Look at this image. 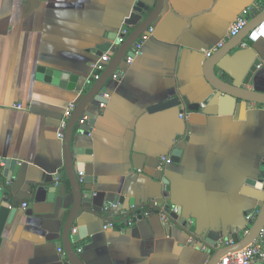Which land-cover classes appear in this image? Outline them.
I'll return each mask as SVG.
<instances>
[{"label":"crops","instance_id":"obj_1","mask_svg":"<svg viewBox=\"0 0 264 264\" xmlns=\"http://www.w3.org/2000/svg\"><path fill=\"white\" fill-rule=\"evenodd\" d=\"M137 1L0 0V159L19 165L0 181V198L17 207L1 232L0 264H71L60 243L72 195L48 183L57 173L69 180L58 132L83 93L47 71L93 82V64L114 55L98 47L119 46L124 24L132 31L157 2L142 0L151 7L139 12ZM263 10L264 0H165L141 55L109 79L105 106L93 102V123L84 116L88 133L77 127L73 142L99 208L78 217L86 234L74 247L85 264H208L213 239L238 240L250 227L264 202V104L215 89L205 67L210 48L235 40L240 15L250 25ZM256 62L247 87L264 92L263 39L235 48L216 71L241 85ZM162 156L171 158L164 169ZM154 204L180 210L185 223L164 221Z\"/></svg>","mask_w":264,"mask_h":264},{"label":"water","instance_id":"obj_2","mask_svg":"<svg viewBox=\"0 0 264 264\" xmlns=\"http://www.w3.org/2000/svg\"><path fill=\"white\" fill-rule=\"evenodd\" d=\"M165 0H157L152 11L148 16L141 21L127 36L125 41L119 46H111L110 43H106L103 46L98 47L101 53L111 50L114 55L109 61L105 69L100 73L99 77L96 78L93 82L91 80L87 81L85 78H81L78 81V85H74L76 76L71 75L68 79H61V73L55 71H47L48 75L52 76V81L64 85L68 88H76L77 91L82 92V97L78 102L77 106L74 108L72 116L68 120L67 128L65 129V134L63 138L64 142V163L65 169L68 175V182L64 181L61 174L57 173L52 181L48 183L50 185V191L60 194L62 188L64 187V196L72 195L73 203L65 223L62 235V245L64 248L63 258L68 259L71 264H85L82 260L80 254L74 247V241H77L80 236L86 234V227L79 226L78 217L80 213L89 212L99 215V208L93 205L92 191L87 190L84 187V184L80 181L79 176V165L75 162V154L78 153V148H75L73 145L75 129L79 127L84 130L85 133H88L90 127L87 125L81 124V120L84 116L90 118L88 121L90 124L93 123V118L96 116V113L91 109L93 102H105L106 99L103 97L107 91V83L113 74L117 71L120 64L123 61H126L127 56L131 54V48L138 42L141 36L153 25L157 17L162 12ZM151 4L138 0L136 3V10L139 12H145L150 10ZM143 8V9H142ZM145 10V11H144ZM264 21V10L261 14L255 19V23L247 25L236 35L235 40L228 42L227 45L221 47L218 51L210 55L206 61L205 67V76L210 82V84L217 90L221 91L225 95L234 97L236 99H243L247 101H252L255 103L264 104V92L251 89L247 87L250 84V78L258 65L256 62L248 73L247 77L241 85H235L232 82L221 77L217 71V64L235 48L239 47L248 33L258 24ZM251 21H249L250 23ZM187 101V99H186ZM171 101L160 104L154 108H161L168 105ZM5 166L0 167V181H4L5 178H9L10 169L18 171L19 165L16 159H2ZM52 192V193H53ZM17 207L13 201L8 199H3L0 202V242H1V232L7 221H11L14 214L16 213ZM168 217L175 219L180 223H185L184 218L180 217L181 211L171 212L169 208L166 210ZM78 233L72 234V228L78 227ZM191 230H195V225L191 226ZM261 239L264 243V202L258 211L255 219L251 221L250 227L246 230L245 234L241 236L238 240H234L233 237L220 236L213 239L214 241L211 244V253L212 256L208 264H217L221 257L230 253L236 252L249 245L250 243ZM231 240V242H229Z\"/></svg>","mask_w":264,"mask_h":264},{"label":"built area","instance_id":"obj_3","mask_svg":"<svg viewBox=\"0 0 264 264\" xmlns=\"http://www.w3.org/2000/svg\"><path fill=\"white\" fill-rule=\"evenodd\" d=\"M246 11H244L245 13ZM247 24V19L245 18L244 14L240 15L236 21L234 22V24L231 27V30L229 32V36L233 37L236 36ZM152 32V29L150 30ZM131 33L130 28L128 27V25L124 24V26L122 27V29L119 31V44L123 43L125 41V39L127 38V36ZM149 37L148 34H146V32L141 36V38L138 40V42L131 48V54L127 56V63H131L135 57L137 55H141L142 53V48H141V44L143 41H145V39H147ZM263 39L264 40V21L258 25H256L249 33L248 35L245 37V39L243 40V42L241 43L242 47H247L249 46V44L253 43V42H257L259 40ZM224 45V41L220 42L217 46L210 48V50L208 51V55H211L213 51L217 50L218 48L222 47ZM111 60V56L106 53L104 55H102V57L100 59H98L94 64H93V70H94V76L95 78H98L100 73L105 69L106 64ZM119 74L117 72H115L113 74V78H118ZM100 105L103 107L105 106L104 102H100ZM76 106L75 102L70 103L65 110L64 113V117L61 121L60 124V129L58 132V136L60 139L63 140L64 138V134H65V129L67 128L68 125V120L69 118L72 116L74 108ZM17 107L20 109H23V105L21 103L17 104ZM171 162V158L167 157V156H162L161 160H160V168L164 169L165 166ZM4 165V161H2V159H0V167H2ZM83 174L80 173V176H82ZM3 199L0 198V202ZM26 205V203L24 204V206ZM152 210L156 209L160 212V214L163 217L164 221H168L169 217L166 214V211L164 208L159 209V207H157V204L152 205ZM147 214L151 213V210H148L146 212ZM252 219H255V215L251 216ZM127 223H129V225H132V223L134 222L133 219H126ZM110 225H112V222H109ZM77 229L74 228V232H76ZM260 261V264H264V243L261 239H258L252 243H250L249 245L245 246L244 248H242L239 251L236 252H230L226 255H224L223 257H221V259L219 260V262L217 264H256L257 261Z\"/></svg>","mask_w":264,"mask_h":264}]
</instances>
